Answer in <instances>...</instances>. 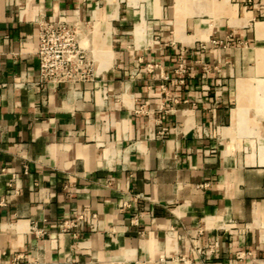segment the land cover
Wrapping results in <instances>:
<instances>
[{
  "label": "crops",
  "instance_id": "1",
  "mask_svg": "<svg viewBox=\"0 0 264 264\" xmlns=\"http://www.w3.org/2000/svg\"><path fill=\"white\" fill-rule=\"evenodd\" d=\"M252 2L0 0V264H181L208 245L207 264H264ZM38 17L80 25L91 80L39 84Z\"/></svg>",
  "mask_w": 264,
  "mask_h": 264
},
{
  "label": "built area",
  "instance_id": "2",
  "mask_svg": "<svg viewBox=\"0 0 264 264\" xmlns=\"http://www.w3.org/2000/svg\"><path fill=\"white\" fill-rule=\"evenodd\" d=\"M37 24V72L39 84H63L72 87L78 82L91 80L94 76V58L88 45V37L83 35L82 28L76 21L64 19H47L38 17ZM94 26L93 22L87 21L84 24L86 30ZM203 48V45H200ZM149 67V66H148ZM149 69V68H148ZM210 67L203 65L202 77L208 73ZM187 66L182 57L178 55L173 74L170 77L174 83L181 85L187 77ZM162 75V79H168ZM163 88V85H161ZM82 218L77 214L75 219ZM70 225H74L70 222ZM35 235H42V230L31 228ZM214 251L213 245L197 249L198 257H190L179 254L178 260L181 264H207L208 258ZM22 254H14L6 264H18Z\"/></svg>",
  "mask_w": 264,
  "mask_h": 264
},
{
  "label": "rangeland",
  "instance_id": "3",
  "mask_svg": "<svg viewBox=\"0 0 264 264\" xmlns=\"http://www.w3.org/2000/svg\"><path fill=\"white\" fill-rule=\"evenodd\" d=\"M249 3L248 4H253L252 0H247ZM259 5H262L261 3H259ZM253 108L256 109V114L257 116L255 117V121L254 123H256L259 126L264 127V100L263 101H258L253 103Z\"/></svg>",
  "mask_w": 264,
  "mask_h": 264
}]
</instances>
